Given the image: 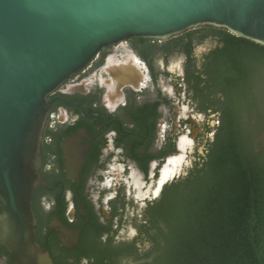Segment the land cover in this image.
Segmentation results:
<instances>
[{"label": "flooded vegetation", "instance_id": "af4514ba", "mask_svg": "<svg viewBox=\"0 0 264 264\" xmlns=\"http://www.w3.org/2000/svg\"><path fill=\"white\" fill-rule=\"evenodd\" d=\"M172 39L127 38L103 46L47 96L39 139L42 184L30 201L34 239L52 261L40 242L56 240L61 249L75 250L95 228L103 242L140 246L137 225L164 187L203 164L217 114L200 109L187 77L188 56ZM196 45L198 60L205 51L196 55ZM175 56L182 57L178 70L170 67ZM67 150L83 158L74 179L65 169ZM54 222L78 232L73 247L62 245ZM11 262L0 247V264Z\"/></svg>", "mask_w": 264, "mask_h": 264}, {"label": "water", "instance_id": "95a60500", "mask_svg": "<svg viewBox=\"0 0 264 264\" xmlns=\"http://www.w3.org/2000/svg\"><path fill=\"white\" fill-rule=\"evenodd\" d=\"M201 26L264 46V0H0V247L11 264H53L34 239L30 201L42 184L47 96L103 46L166 40ZM69 152L65 169L74 179L83 158ZM52 228L63 246L77 243L78 232L59 222Z\"/></svg>", "mask_w": 264, "mask_h": 264}, {"label": "trees", "instance_id": "16d2710c", "mask_svg": "<svg viewBox=\"0 0 264 264\" xmlns=\"http://www.w3.org/2000/svg\"><path fill=\"white\" fill-rule=\"evenodd\" d=\"M205 41L197 60L193 46ZM172 42L188 56L200 109L217 114L203 164L164 187L137 225L140 246L103 242L95 228L75 250L40 242L54 264H264V46L212 26Z\"/></svg>", "mask_w": 264, "mask_h": 264}, {"label": "rangeland", "instance_id": "374dc122", "mask_svg": "<svg viewBox=\"0 0 264 264\" xmlns=\"http://www.w3.org/2000/svg\"><path fill=\"white\" fill-rule=\"evenodd\" d=\"M209 45H210L209 41L198 43L195 49L196 55H200L201 52L206 51ZM181 59H182L181 56H175L173 59L170 60V63H171L170 67L176 68L178 70L180 67ZM214 122L216 121L215 120L211 121V123H214ZM258 140L260 141V144L262 148L264 149V129H261V133L259 134ZM137 195H140V193H138Z\"/></svg>", "mask_w": 264, "mask_h": 264}, {"label": "bare ground", "instance_id": "6f19581e", "mask_svg": "<svg viewBox=\"0 0 264 264\" xmlns=\"http://www.w3.org/2000/svg\"><path fill=\"white\" fill-rule=\"evenodd\" d=\"M70 141V140H69ZM68 141V143L67 144H70V142ZM71 164H73V163H71Z\"/></svg>", "mask_w": 264, "mask_h": 264}]
</instances>
